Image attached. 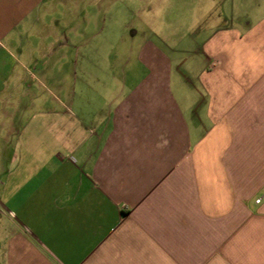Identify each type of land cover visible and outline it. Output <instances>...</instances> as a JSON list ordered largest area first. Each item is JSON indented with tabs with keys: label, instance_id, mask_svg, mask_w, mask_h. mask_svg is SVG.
<instances>
[{
	"label": "crops",
	"instance_id": "0c3cea01",
	"mask_svg": "<svg viewBox=\"0 0 264 264\" xmlns=\"http://www.w3.org/2000/svg\"><path fill=\"white\" fill-rule=\"evenodd\" d=\"M193 1L0 0V264H264V0Z\"/></svg>",
	"mask_w": 264,
	"mask_h": 264
},
{
	"label": "rangeland",
	"instance_id": "374dc122",
	"mask_svg": "<svg viewBox=\"0 0 264 264\" xmlns=\"http://www.w3.org/2000/svg\"><path fill=\"white\" fill-rule=\"evenodd\" d=\"M115 12L120 8L123 15H128L127 8L133 7L138 11L139 19H152L155 31H160L164 21H168L170 15L180 16V21L186 23L192 21L193 17L198 14L197 6L193 0H115ZM119 1V2H118ZM188 1V2H186ZM186 2V3H185ZM117 8V9H116ZM114 12V11H113ZM168 16V17H167Z\"/></svg>",
	"mask_w": 264,
	"mask_h": 264
}]
</instances>
